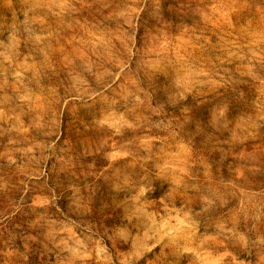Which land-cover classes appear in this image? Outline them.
I'll use <instances>...</instances> for the list:
<instances>
[{
    "label": "rangeland",
    "instance_id": "1",
    "mask_svg": "<svg viewBox=\"0 0 264 264\" xmlns=\"http://www.w3.org/2000/svg\"><path fill=\"white\" fill-rule=\"evenodd\" d=\"M0 264H264V0H0Z\"/></svg>",
    "mask_w": 264,
    "mask_h": 264
}]
</instances>
